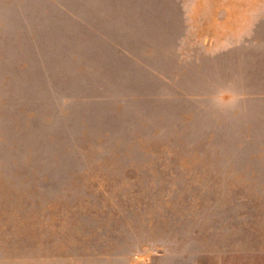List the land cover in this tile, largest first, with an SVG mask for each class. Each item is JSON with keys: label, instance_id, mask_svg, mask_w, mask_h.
Instances as JSON below:
<instances>
[{"label": "rangeland", "instance_id": "1", "mask_svg": "<svg viewBox=\"0 0 264 264\" xmlns=\"http://www.w3.org/2000/svg\"><path fill=\"white\" fill-rule=\"evenodd\" d=\"M0 264H264V0H0Z\"/></svg>", "mask_w": 264, "mask_h": 264}]
</instances>
